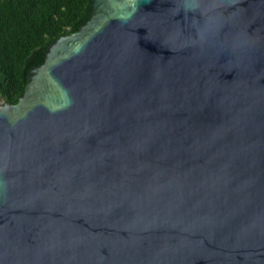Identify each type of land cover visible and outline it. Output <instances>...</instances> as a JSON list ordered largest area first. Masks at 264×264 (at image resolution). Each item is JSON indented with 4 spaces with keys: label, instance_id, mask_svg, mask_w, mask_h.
Here are the masks:
<instances>
[{
    "label": "water",
    "instance_id": "obj_1",
    "mask_svg": "<svg viewBox=\"0 0 264 264\" xmlns=\"http://www.w3.org/2000/svg\"><path fill=\"white\" fill-rule=\"evenodd\" d=\"M0 264H264V0H92L0 98Z\"/></svg>",
    "mask_w": 264,
    "mask_h": 264
},
{
    "label": "trees",
    "instance_id": "obj_2",
    "mask_svg": "<svg viewBox=\"0 0 264 264\" xmlns=\"http://www.w3.org/2000/svg\"><path fill=\"white\" fill-rule=\"evenodd\" d=\"M92 0H0V98L11 104L24 93L30 69L50 44L89 19Z\"/></svg>",
    "mask_w": 264,
    "mask_h": 264
}]
</instances>
